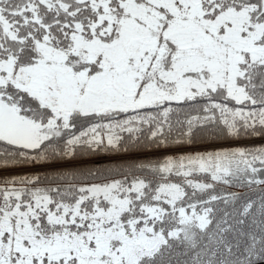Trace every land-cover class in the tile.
<instances>
[{
	"label": "snow or ice",
	"instance_id": "snow-or-ice-1",
	"mask_svg": "<svg viewBox=\"0 0 264 264\" xmlns=\"http://www.w3.org/2000/svg\"><path fill=\"white\" fill-rule=\"evenodd\" d=\"M0 173V264H264V0H0Z\"/></svg>",
	"mask_w": 264,
	"mask_h": 264
},
{
	"label": "trees",
	"instance_id": "trees-1",
	"mask_svg": "<svg viewBox=\"0 0 264 264\" xmlns=\"http://www.w3.org/2000/svg\"><path fill=\"white\" fill-rule=\"evenodd\" d=\"M261 142L262 141L260 139H256L254 141H244L243 143L259 144ZM181 150L187 151V150H191V149L185 148V149H181ZM155 154L160 155L159 152H157ZM78 162L82 163L84 166H87V167H94L97 164L104 165V164H107L110 162H118V161H109L106 157H104L102 155H93V156H89V157H83ZM39 168H40V166H36L35 168L25 167V168L14 169L13 171H15V172H34V171L39 170ZM0 174H3V173H0ZM241 191H244V190H241Z\"/></svg>",
	"mask_w": 264,
	"mask_h": 264
}]
</instances>
